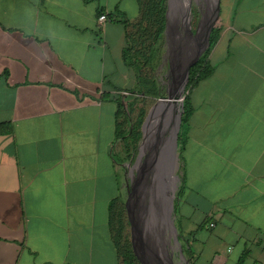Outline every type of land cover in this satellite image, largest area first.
Returning a JSON list of instances; mask_svg holds the SVG:
<instances>
[{
    "label": "crops",
    "instance_id": "0c3cea01",
    "mask_svg": "<svg viewBox=\"0 0 264 264\" xmlns=\"http://www.w3.org/2000/svg\"><path fill=\"white\" fill-rule=\"evenodd\" d=\"M223 6L191 93L180 223L194 264H264V0ZM138 16L137 0H0V264H121L114 98L135 82L123 19Z\"/></svg>",
    "mask_w": 264,
    "mask_h": 264
},
{
    "label": "water",
    "instance_id": "95a60500",
    "mask_svg": "<svg viewBox=\"0 0 264 264\" xmlns=\"http://www.w3.org/2000/svg\"><path fill=\"white\" fill-rule=\"evenodd\" d=\"M190 2L187 4L182 0H168L167 1V23L165 33L168 32L169 20L175 23L179 17V11L187 10V16L189 15ZM214 16L210 19H204L203 23L197 28V31H189L188 36L185 38L180 37L179 40H174L171 53L173 57L171 59V65L169 70V82L168 88L164 94L159 98L160 101L174 99L178 102V108L175 111L174 128L172 130V137L169 142V150H175L176 157L178 156L176 150L178 148L179 133L181 130L182 116L184 113V101L186 97V86L189 82L191 67L206 53L210 47V37L214 28V23L218 19L221 13L220 0H214ZM186 14V13H185ZM186 16V15H185ZM188 22L190 18L188 16ZM198 40L197 48L193 52V55L187 57L183 53L182 47L189 40ZM195 42V41H194ZM151 112L147 116L142 126V135L145 140V129L150 118ZM161 125L159 129H161ZM144 140L140 147L141 152L135 167L137 169V175L134 177L132 183V190L129 197L125 201V208L127 219L129 222L130 240L134 254L139 260L140 264H162L163 260V233L166 225L171 223L175 227L173 218L170 217L171 212L174 210V195L176 184L172 188L164 191L162 200L158 199L159 190L158 185L151 180V172L153 167L156 166V170L159 167V140L160 134L157 133L156 139L153 145L146 151H144ZM145 155L144 158L142 156ZM171 170L172 169H168ZM173 182V181H172ZM170 183V182H169ZM168 187V184H165ZM164 190V189H163ZM170 194V195H169ZM170 196V197H169ZM168 198H170L168 200ZM169 201V205H168ZM157 217L155 218V216ZM155 218V219H154ZM150 221H154V227L150 226ZM157 226V229H154Z\"/></svg>",
    "mask_w": 264,
    "mask_h": 264
},
{
    "label": "trees",
    "instance_id": "16d2710c",
    "mask_svg": "<svg viewBox=\"0 0 264 264\" xmlns=\"http://www.w3.org/2000/svg\"><path fill=\"white\" fill-rule=\"evenodd\" d=\"M167 1L168 0H137L139 6V16L136 21H130L129 19H123V25L126 31V44L123 48V59L125 64L132 67L137 71V77L140 80L141 91L149 93L150 95H157V87L154 80L141 79L142 71L145 66L153 68L154 63L159 58V54L162 50V43L164 32L167 23ZM102 11H100V14ZM123 17H126L124 13H121ZM221 28L217 27L212 30L210 37V47L206 53L191 67L189 82L187 85L188 94H186L184 101V113L182 116L181 130L179 133L178 144L181 150V158L184 162L183 151L186 147L188 131L190 129V119L195 111L194 105L191 100V93L198 84L207 79L214 72V66L209 59V55L219 40ZM121 96V95H120ZM120 96H116L118 103V110L116 113V138L125 137L131 134V129L123 127V122L120 121V117L125 112L122 106ZM132 96V95H131ZM142 123V117L133 126L132 135H130L134 144L141 136V132L138 131ZM12 132V126L10 123H0V134H10ZM115 161L118 159L113 154ZM185 178L183 184H181L176 192L175 199V211L178 213L180 210V199H182L186 187ZM211 218H207L200 226L205 227L210 222ZM129 222L127 219L125 203L121 196L113 198L109 205V228L111 237L117 252V256L120 262L123 264H140L136 255L134 254L130 233L128 231ZM182 233V230L179 228ZM189 247L184 244V251L186 255L191 259L193 255ZM249 252L246 250L239 258L237 264H246V258ZM194 264V261L192 260Z\"/></svg>",
    "mask_w": 264,
    "mask_h": 264
},
{
    "label": "rangeland",
    "instance_id": "374dc122",
    "mask_svg": "<svg viewBox=\"0 0 264 264\" xmlns=\"http://www.w3.org/2000/svg\"><path fill=\"white\" fill-rule=\"evenodd\" d=\"M225 2H226V0H220V4H221V8H222V14H223L221 16V19H225V15H224L225 14L224 13L225 7L224 6L222 7V5L225 4ZM193 17L195 18V17H197V15L193 16ZM198 17H200V16L198 15ZM221 19L219 16L218 19L214 23L213 29L220 26V23L222 22ZM197 22L198 21H196V20L193 22L194 27L198 26ZM170 37L171 36H169V38ZM171 42H172V38H170V39L165 38L163 40V46H165V48L162 49V53L165 57L162 58V53H161L159 58L154 63L153 68H150L149 66H145L143 68V71L141 74V76H142L141 79L154 80L156 87H157V91H158L157 95L154 96V94L150 95L149 93H145V92L141 91L140 80L137 77V71H135L134 69L133 70L135 73V78H134L135 82L132 85V87L130 89H128L129 91L125 90L124 92H121V93L118 92V94H116V96L121 95L120 100H121L122 106L124 107V110H125V112H123L121 117H120V121L123 122L122 124H123V127L125 128V130L129 129V128L131 129V134H129L128 136H125V137L122 136V137L116 138V141L113 145L114 154L118 159V161H117V169H118L117 172H118V177H119L120 183H122V180H124L126 175L129 177V174H130V170H128V169H130L129 166L132 167L135 164V162H137L139 159L140 152H141L140 147L142 146L143 140H144L143 135H142L143 123L145 122V120H146L147 116L149 115V113L151 112L152 108L158 103L160 96L162 94H164L168 88L170 65L168 64V60H167V57H168L167 50L170 47V44H172ZM186 88H187V86H186ZM186 91H187L186 94H188L187 89H186ZM126 92H129V93L126 94ZM140 117H142V123H141V126L139 127L138 131L141 132V136L139 137L138 141L134 144L132 138H130L131 137L130 135H132L133 126L136 125V123L140 119ZM176 153L178 155L177 156L178 166L175 169H172V170H175V174L177 175V178H178L177 188L175 189V194H176L179 186L181 184H183L184 178L186 176L185 164L181 158V150H180L179 145H178V148L176 150ZM144 157H145V155L142 156V158H144ZM167 166H168V163H166V165H165L166 169H167ZM125 172L127 174H125ZM169 199L170 198H168V200ZM173 199H174V210L172 211V218H173L175 225L177 227V230H178L177 235L178 236L180 235L183 238V240H182L183 242L180 241V244L182 246V243L185 244V241H186V239H184L185 237H183V236H184V234H187L188 231L183 229L181 226L180 220L183 223V220L180 217L181 210H179L178 213L175 211V199H176L175 195H174ZM168 205H169V201H168ZM180 205H181V199H180ZM178 214H179V216H178ZM192 218H194L192 220L194 225L199 224V222H200L199 218L200 217L197 213L193 214ZM179 228L182 230V233L179 230ZM128 231H129V226H128ZM168 234H169V230H168ZM172 238H174V236L170 237L171 242H172ZM190 241L192 242V240H190ZM225 243L226 242L224 241L223 244L226 245ZM172 244H173V242H172ZM174 246H176V245H174ZM223 253L225 254V257H227V258L230 256V254H228L226 252V250H224ZM212 256H213V253L208 251V249L206 247V253L203 257V262H206V261L209 262L211 260ZM174 258L178 264H193L192 258L190 259L185 254H183L180 257L179 249L177 247H175V249H174ZM121 264H123V263L121 262Z\"/></svg>",
    "mask_w": 264,
    "mask_h": 264
},
{
    "label": "flooded vegetation",
    "instance_id": "af4514ba",
    "mask_svg": "<svg viewBox=\"0 0 264 264\" xmlns=\"http://www.w3.org/2000/svg\"><path fill=\"white\" fill-rule=\"evenodd\" d=\"M183 3L185 2L186 4L188 2L191 1L190 3V12H189V18H190V22H188V16H187V10L184 9L185 12L183 11H179V17L177 19V21L174 23L172 21V19L169 20V27H168V32L165 33L164 32V37L163 40L166 38L170 39L172 38V44H170V47L167 50V60H168V64L171 65V59L173 57V53H171L172 47L174 45V40H179L180 37L185 38L186 36H188L189 31H193L194 33L197 31V28L200 26L201 23H203L204 19H210L214 16L215 10H214V0H182ZM203 10V11H202ZM186 13V14H185ZM186 15V16H185ZM197 17H193L196 16ZM198 15L200 17H198ZM198 21L196 27L193 26V22L194 21ZM171 34V35H170ZM169 36H171L169 38ZM186 41H188L184 47H182V49L184 50L185 47H189V48H196L197 47V43H199L200 41L198 40H189L187 39ZM195 41V42H194ZM165 46H163L162 43V49H164ZM162 50L159 54V56L161 55ZM165 57L162 53V58ZM144 151H146V147L143 146ZM137 162H135L136 164ZM135 164L131 167L129 166L130 169V174L129 177L126 175L124 180H122V183H120V189H121V198L123 199L124 203L126 201V199L129 197V194L132 190V183L134 180V177L137 175V169L135 167ZM175 173V170H173ZM173 173V174H174ZM125 174H127L125 172ZM152 178L151 180H153L154 175L156 174V172L154 174L150 173ZM177 180H174L173 184L177 185ZM120 182V181H119ZM177 188V187H176ZM175 192V191H174ZM123 194V195H122ZM176 196V194H175ZM170 217L172 218V212L170 214ZM175 224V222H174ZM172 229L169 226V223L166 225L165 227V231L163 233V240H162V245H163V260H162V264H178L177 261H175L174 258V249L175 247H177L179 249V254L180 257L185 254L184 251V243H182V246L180 244V241L183 240L182 236H178V230L177 227L175 225V227L173 225H171ZM168 230H169V234H168ZM174 236V238H172V242L170 240V237ZM183 242V241H182ZM176 245V246H174ZM179 245V246H178ZM187 256V255H186Z\"/></svg>",
    "mask_w": 264,
    "mask_h": 264
},
{
    "label": "bare ground",
    "instance_id": "6f19581e",
    "mask_svg": "<svg viewBox=\"0 0 264 264\" xmlns=\"http://www.w3.org/2000/svg\"><path fill=\"white\" fill-rule=\"evenodd\" d=\"M196 48L185 47L183 53L187 57H190L193 55V52L196 50ZM178 105V102H176L174 99H166L160 101L159 104L151 112L145 129L146 136L144 140V146L147 150L153 145L157 133L160 134V140L158 143V150L161 151L159 154V167L158 170H156V166L153 167V170H150L152 174L156 172L152 181L155 183V185H158L159 190H157V192L159 200L162 198L164 191L167 192V189L174 186V180L176 181L177 178V175L173 170H168L175 169L178 166L175 150L173 151V149H171L170 151L168 147L172 137L171 132L174 128L175 111L178 108ZM160 125L162 127L161 129H159ZM166 163H168L167 169L165 167ZM165 184H168L167 188L165 187ZM157 215L158 214H156L155 218L157 217ZM150 226H155L154 221H150ZM169 226L171 228V223L169 224ZM154 229H157V226Z\"/></svg>",
    "mask_w": 264,
    "mask_h": 264
},
{
    "label": "built area",
    "instance_id": "2783aa9c",
    "mask_svg": "<svg viewBox=\"0 0 264 264\" xmlns=\"http://www.w3.org/2000/svg\"><path fill=\"white\" fill-rule=\"evenodd\" d=\"M107 20H108V16H107V14L106 13H101V14H99V16H98V23H99V25H104L106 22H107Z\"/></svg>",
    "mask_w": 264,
    "mask_h": 264
}]
</instances>
